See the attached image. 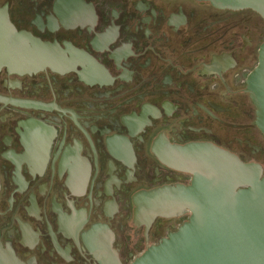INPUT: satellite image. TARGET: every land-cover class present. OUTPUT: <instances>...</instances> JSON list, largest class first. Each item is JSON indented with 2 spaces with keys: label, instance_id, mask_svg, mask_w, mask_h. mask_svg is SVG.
Listing matches in <instances>:
<instances>
[{
  "label": "flooded vegetation",
  "instance_id": "af4514ba",
  "mask_svg": "<svg viewBox=\"0 0 264 264\" xmlns=\"http://www.w3.org/2000/svg\"><path fill=\"white\" fill-rule=\"evenodd\" d=\"M0 8L16 30L61 53L38 72L0 70V243L21 261L98 264L83 234L106 226L120 262H132L131 240L148 248L188 221L184 210L147 223L134 199L190 186L194 150L226 152L264 176L246 92L264 39L253 11L200 0Z\"/></svg>",
  "mask_w": 264,
  "mask_h": 264
},
{
  "label": "water",
  "instance_id": "95a60500",
  "mask_svg": "<svg viewBox=\"0 0 264 264\" xmlns=\"http://www.w3.org/2000/svg\"><path fill=\"white\" fill-rule=\"evenodd\" d=\"M217 9L251 10L264 21V0H200ZM60 51L18 31L5 8H0V70L13 74L38 72L58 63ZM246 92L256 110L255 124L264 137V39ZM201 150V151H200ZM192 151L186 171L188 187L162 189L158 195L134 199L135 216L149 223L180 211L188 221L146 248L130 264H264V176L258 165L209 147ZM201 153V155H200ZM83 234L98 264H122L112 248L113 234L106 226ZM0 264L21 261L10 245L0 243Z\"/></svg>",
  "mask_w": 264,
  "mask_h": 264
},
{
  "label": "rangeland",
  "instance_id": "374dc122",
  "mask_svg": "<svg viewBox=\"0 0 264 264\" xmlns=\"http://www.w3.org/2000/svg\"><path fill=\"white\" fill-rule=\"evenodd\" d=\"M130 227H131V225H130V223H126L125 224V229H126V231H125V234L127 235V234H129L130 233ZM141 230V229H140ZM141 232V231H140ZM139 232V233H140ZM139 236H140V234H139ZM136 239H138V238H136ZM135 242V238H134V240H131L130 241V245L131 246H127L126 247V249L127 250H132L133 252H135V256L137 257V256H139L146 248H147V246L146 245H144V246H142V247H139V249L136 251L135 249H134V246H133V243ZM123 261H124V264H130V261L129 260H125V255L123 256Z\"/></svg>",
  "mask_w": 264,
  "mask_h": 264
}]
</instances>
